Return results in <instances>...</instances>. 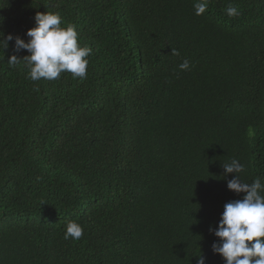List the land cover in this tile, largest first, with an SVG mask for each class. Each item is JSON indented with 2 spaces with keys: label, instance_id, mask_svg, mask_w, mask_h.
<instances>
[{
  "label": "trees",
  "instance_id": "trees-1",
  "mask_svg": "<svg viewBox=\"0 0 264 264\" xmlns=\"http://www.w3.org/2000/svg\"><path fill=\"white\" fill-rule=\"evenodd\" d=\"M195 2L0 0V36L59 11L92 49L85 79L32 81L0 48V264H225L222 165L264 178V0Z\"/></svg>",
  "mask_w": 264,
  "mask_h": 264
},
{
  "label": "clouds",
  "instance_id": "clouds-1",
  "mask_svg": "<svg viewBox=\"0 0 264 264\" xmlns=\"http://www.w3.org/2000/svg\"><path fill=\"white\" fill-rule=\"evenodd\" d=\"M210 0H196L193 7L197 16L203 15L209 7ZM229 17H239L238 7L229 4L225 9ZM62 16L59 11L38 12L35 16L36 26L26 33V41L20 36L8 34L0 36V48L8 49L9 42L15 41V52L27 50L28 55L20 58L13 54L7 59L10 67L21 62L29 70V79L41 78L56 80L62 72H70L73 78L85 79L92 49L82 45L76 25L68 23L61 27ZM173 55H178L176 49ZM191 63L185 59L180 65L181 71L191 70ZM38 91V89H35ZM227 174L235 173L228 180L227 186L237 194L244 193L242 199L230 201L224 205L217 228L210 227L219 238L212 245L214 254H219L225 264H264V178L257 176L252 183L244 182L242 173L246 166L233 158L222 165ZM84 235V227L77 221L66 225L64 239L79 240ZM197 264H206L204 255L197 257Z\"/></svg>",
  "mask_w": 264,
  "mask_h": 264
}]
</instances>
